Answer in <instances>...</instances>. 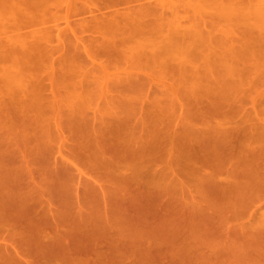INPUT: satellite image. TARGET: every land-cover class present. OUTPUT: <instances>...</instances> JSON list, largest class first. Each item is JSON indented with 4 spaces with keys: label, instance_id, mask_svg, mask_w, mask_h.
<instances>
[{
    "label": "rangeland",
    "instance_id": "374dc122",
    "mask_svg": "<svg viewBox=\"0 0 264 264\" xmlns=\"http://www.w3.org/2000/svg\"><path fill=\"white\" fill-rule=\"evenodd\" d=\"M85 1L88 2L89 0ZM234 1L130 0L127 4L110 6V8L112 7L111 9L101 6L104 8H101L103 10H100L101 12H107L108 14L115 12V21H121V18L124 17L123 13L127 12L128 9H132L134 13L132 14V11L129 10L127 14L134 18L140 17L141 14L145 17L144 19L147 21V62H137L135 65V62L128 64H125V62L124 64L122 62V64L120 62H103L104 64H113V67L116 66L114 69L108 65L107 70L111 69L110 73L106 71L107 67H105L104 71L108 73L107 75L110 74L109 77H106L104 72H101L103 74L100 73L104 68H101L100 63L90 62L92 65H87V61L90 60L85 59V57L84 59L87 61H83L85 62L84 64L79 62L81 66L74 62L75 65L71 67V62L68 65L73 69L67 66V69L70 68L68 69L70 72H68L65 70V66V69L63 68L61 72L62 69L59 68L60 65L58 66V64H61L62 67V63L55 56L54 59H58V63H56L57 61L55 62L57 64V66L55 64V67H57H54L55 70L59 68L57 71L61 73L66 71L64 75H67V72L69 73L68 77L66 76L68 79L65 80L66 82L68 81L67 85L69 82L73 84L71 83V78L75 77L73 70H76L79 77L81 75L82 80H84L81 81V77L79 78L77 74L76 77L80 80L76 77L74 78L77 83L81 84L80 87L83 88L82 85H84L86 89L84 90L86 91L85 93L81 88L78 91L79 96L83 97L85 95L87 97L85 102L88 100L91 102H88L87 105L90 106L87 108L81 107L86 110L85 114L82 113L83 116H80L81 113L78 114V112H83L79 106L80 109L77 110L78 104L75 105L76 107L74 106L75 109L71 106L75 101L73 98L75 96V99L78 98V93L71 94L74 97L69 99L71 96L69 93H65L68 91H64L69 101L74 100L71 104L67 102L68 100L63 96L64 94L62 95L57 91V94L53 95L56 102H53L52 98L47 101L37 100L39 105H45L46 108L57 106L58 103L57 108L56 106H54L55 108L51 107L52 110L50 108V110L46 109L45 106H43L44 108L41 107L46 109L47 112L50 111L49 113L44 112L45 110L43 111L39 108V105L36 109L39 108L40 112L28 109L31 114H27L26 109H24L26 112L18 109L20 108L19 105L17 106L18 108L15 106L19 112L17 109V111H14L15 107L9 104L11 99L8 100L7 110L12 107L13 111L11 113L13 112L15 117L17 116L16 113H19V115L22 114L21 119L24 118L26 120L29 117L28 119L30 120L27 119L26 123L24 122L25 124L21 125L24 120L20 121V123L15 118L14 121L12 114L8 115L10 113L8 110L9 112L7 111L2 115L11 116L13 119L7 117L9 122L11 119L12 121L10 126L9 123H6L7 126L4 131V127L1 125L5 126V123L2 122H6L3 121L6 116L3 119L1 118L2 115H0L2 119L0 121L2 123L0 125L2 129V131L0 130V143H2L0 145V160L7 158L9 155L10 157L13 156L11 155L13 152L9 151H13L16 148L14 145V149L9 146L14 141L17 143V151L23 145L27 150L24 148V153L23 147L20 153H16L15 150L14 152L18 155V158L13 156V158H16V160L15 158L13 160H15V163L16 161L18 162L15 164L8 161L9 164H7L6 159H4L2 162L0 161V167L2 168L0 169L4 171L3 169L7 166L8 172L9 168L12 169L15 166L16 170L18 167L24 168L23 170L28 173L27 176L31 172L29 177L33 176V181L36 184L40 178L42 180L45 179V184H53L60 191L59 194L62 200L65 201L63 203L59 202L60 200L56 199L57 193L54 194L50 192L49 188H46L48 184L45 185L46 187L41 186V182L39 185H33L43 187V189L40 187L41 193L38 189V195L44 197V194L46 196L52 193L55 196V200L59 202H51L53 196L51 200H48L50 195L46 196L47 198L44 197V199H47L45 202L44 199H41L42 197L39 199L41 203H45L43 204L45 207L42 206L45 211H49L52 208L51 212L57 215L54 216L52 214L55 222L52 220L50 222L55 223L54 227L58 229L54 231L53 224L48 226L49 224L47 223L46 232L43 231L45 225L42 226L41 230L38 228L39 226H32L31 228L35 229L34 232L39 234V237L40 235L45 237L50 232L51 234L49 233V235L52 239L58 236L55 239L61 241L59 239L60 232L63 235L65 231L67 240H65V236H61L65 237L66 246L68 243V247L71 245L73 248H77L79 245L80 249H84V251L85 247L88 246L86 254L92 252L89 247L93 248L94 246L93 250L96 253L98 248V253L102 254V260L100 259V254L97 257L96 255H86L82 253L84 252L83 250L82 252L79 251V248L77 252L72 251L75 252V254L73 253L75 255H73L75 257L73 259V257L71 258L72 254H70L72 253L70 252L72 247H69L71 250L67 247L72 260L75 261L77 256H79L78 258H83L82 263L86 259L88 260L86 264H92L94 261L98 264H264V192L262 193L260 191L261 188L257 187L259 191L257 188L256 190L260 194L257 192V194H253L255 192L251 184L253 178L249 177L250 174H253V167H257V169L259 168L258 171L256 168V171L254 169V173L257 172L255 175L257 181H260V183L264 182V165L261 164L264 161V0ZM239 2L241 3L238 5ZM63 7L62 5L61 9ZM51 8L53 11L57 8V10L60 9L59 7L55 8V6V9ZM52 10L50 14L54 15L55 12H52ZM64 10H61L62 14L64 12L65 14L63 16L59 15V20L55 18L57 21L54 22L50 19L49 25L47 24L46 26L50 28L51 32L56 33L57 31V33H60L65 31L67 32L66 34L71 36L69 34V32L71 33L70 30L73 29L71 26L73 25L74 28L77 26L75 22L72 25L70 24V27L67 26L69 21L67 16L71 11L68 8ZM66 10H68L67 14ZM100 11L99 15H102ZM127 14L125 13V15ZM89 15L88 13L86 18ZM76 16L72 13L73 21H77L80 18H76ZM134 21L138 23L141 19H135ZM51 26H53V30ZM64 33L62 35L59 34L60 37L59 35H52V37L54 36L52 45L54 44L55 46V42L63 38ZM82 35L84 38L85 34ZM77 37H80V34ZM65 40L67 41H63L62 44L67 46L75 41V39L73 41L68 40V38H65ZM75 43L78 42L76 41ZM57 44L56 46L58 47ZM62 44H59V46L64 47ZM56 53L55 55L59 54ZM58 57L60 58V56ZM212 62L215 63L213 64ZM93 63L95 65L98 64L101 70L99 71L98 65L95 66ZM148 63L150 64L148 65ZM208 63L211 64L208 65ZM76 66L79 67L76 68ZM179 66L182 67L180 70ZM228 67L229 69H227ZM182 69H184L183 72L181 71ZM192 69L195 72L190 77L188 75H191ZM180 71L183 73L182 75ZM112 73L114 76H112ZM201 73L204 77H201ZM224 73L227 74L225 75ZM127 74L129 75L127 76ZM205 74L209 75L208 79L210 81ZM123 75H126V77ZM179 76L184 77L180 78ZM176 77L181 82L179 81L178 83V80H175ZM185 77L188 78L186 79ZM192 77L195 78L194 81ZM110 78L114 82L109 85L116 88H113L114 92L113 90L110 91V93L112 92L111 94L107 90L110 86H106L108 82H111ZM120 80H123L122 83L120 82V85L123 86L119 85L117 88L116 84ZM104 85L105 88L103 89ZM59 88L58 91L60 90ZM81 90L84 95L83 93L80 94ZM60 91H63V87ZM45 94L49 96V92H45ZM112 94L114 96L113 108L108 105L110 104L108 98L111 100ZM59 95L61 98H59ZM20 96L18 95V97ZM62 96L67 101L63 100ZM80 98H78V102L82 100ZM58 99L63 100L65 104ZM50 102L54 104H50V106ZM75 102L77 103V101ZM82 102L80 101L79 103L82 104ZM56 110H58V113H56ZM106 111L110 113V116L109 113L106 114ZM113 111L115 116L112 115L114 114L112 113ZM54 112L55 114H53ZM116 113L119 114L116 115ZM33 114L37 115H34L35 118H38L37 120L33 118ZM52 114L58 116L54 117ZM47 115L52 116L53 120ZM224 116L228 120H224L226 118ZM82 118L88 120L86 124ZM34 119L40 122L36 124V122L32 121ZM59 119H63V122L60 123L61 125L59 124L61 128L56 124L61 122ZM54 120L56 122H53ZM41 121H45L44 123L46 124H43V122L41 124ZM18 122L20 126L17 125ZM39 124L41 125L40 127ZM52 124L55 128L51 126ZM37 125L39 131L34 129V126L37 127ZM42 125H49V128H54L55 133L51 129L53 134L51 136L53 137H49L50 140L43 137L46 133L44 130L47 128L46 130L48 131V127L44 126V128ZM30 126L33 128H30ZM42 127L44 130L40 129ZM20 128L26 130L24 131ZM21 130H23L22 133H20ZM40 131L44 132L43 135ZM33 132L36 134L35 136L39 137L40 141L33 134L35 137L33 139L36 143L39 142L40 150L42 148L45 149L48 145L51 147H48L52 152H50L49 156L47 153V158H45L46 155L40 158V153L38 156L34 154L38 146L34 144V141H28L29 144L25 141L26 139L30 140L28 139L29 137H33L31 136ZM47 134L49 133L47 132ZM1 136L4 138L3 140ZM94 137L95 140L99 141L98 143L94 141ZM9 138V141L5 140ZM46 140H48L47 143ZM1 141H8V145H4L8 146V152L3 146L4 142ZM28 146H30L29 149L27 148ZM31 146H34V148ZM39 146L37 147L38 150ZM261 146L262 153L259 156L258 153L261 151L257 153L256 151ZM30 148H33L34 151L33 149L30 150ZM119 148L120 150H117ZM43 151L46 154V150ZM80 152L82 154L88 153L91 157L87 158L86 155L81 158V156H77ZM251 152H255L257 156L254 154L253 156L250 154ZM29 153L30 155L32 154L31 156L35 155L37 157L32 160L33 158L29 156ZM112 157L115 160H111ZM254 157H259L260 161L257 158V162L261 166H258ZM253 159H255L254 161L257 165ZM107 163H110V165ZM113 165L116 166H114L117 168L116 171H114V168L112 169ZM108 166L112 169V172H107ZM231 169L235 171H231ZM18 170L20 172V169ZM23 170L21 178H24ZM229 171L230 175L228 174ZM243 171H246L244 172L246 173L245 175ZM250 171L251 173L249 174ZM4 173L6 175V172ZM107 173L114 174L110 176ZM11 174L13 173L11 172ZM11 174L8 175L14 178ZM232 174L233 176H231ZM10 176L8 177L9 179ZM16 176L18 177L19 175ZM244 177L245 179H243ZM19 180L20 178L17 182H20ZM28 180L31 181H28L30 185L34 183L31 179L28 178ZM22 181L20 183L23 184ZM257 181L253 184H257ZM5 182L2 183L5 184ZM244 182L247 184L246 186ZM22 184L20 187L23 186ZM10 185L11 189L17 186L15 184V186L13 185L14 187H12V184ZM10 185L8 186L9 188ZM33 186H29L30 190ZM54 186L52 187L56 191ZM239 188L243 189L240 190ZM30 190L27 192L28 194L23 191V194L30 195L32 199H36L38 191L35 193V190ZM45 190L48 192H45ZM3 191L4 193L2 192V194H7L6 196L4 195L6 201L10 198L8 195L12 196L15 190L13 192L10 191L13 194L7 193V190ZM21 192H17L18 195L15 196L20 197L19 193ZM28 196L26 197L28 198ZM60 197L58 196V198ZM0 198L2 199L1 196ZM25 199H23V202ZM32 199H29L31 206L34 202L31 201ZM15 200L17 199H11L12 202H15ZM37 200L38 198L35 200L36 203L40 204V201ZM3 201H0V204H4L5 201ZM20 203L15 204L20 207ZM46 203L48 206L50 204L51 208H46ZM39 204L38 206L41 209L42 207ZM23 205L27 206L28 201ZM31 206L28 205L27 207L30 209ZM38 206L36 207L35 205L34 207L33 205V209H37ZM21 207L23 210L24 207ZM24 209L27 211L26 208ZM41 211L43 212L41 209L39 213ZM30 212H33L30 215L34 216L33 219H36L35 222L39 221L40 225L41 220H45L44 214H48V217L51 214V212L47 214L41 212V216L43 214L44 217L39 219L38 213L35 214L36 212L34 213L32 210ZM10 213H13V211H10ZM26 214L23 213V215L19 216L25 221ZM31 216L26 217L27 220L25 222L21 220L20 233L24 231V234L25 230L28 231L29 228L23 227L22 229V226H26L25 224L31 221ZM56 220L59 222L56 223ZM27 221L29 222L26 223ZM32 221L30 222L31 225H35L36 223H32ZM59 223L64 226L59 227ZM234 231L236 232L234 233ZM26 233L25 235L29 231ZM52 233H55V236L52 237ZM49 235L44 240L52 241ZM40 239L42 240L43 237H40ZM58 240L57 242H59ZM49 243L51 244V242ZM62 244L63 242L60 243V245ZM56 245L58 246V244ZM51 246H54L53 243ZM90 256L92 259L96 258V260L91 262ZM56 258L59 259L58 257ZM59 260L58 262L55 260L53 263L60 264Z\"/></svg>",
    "mask_w": 264,
    "mask_h": 264
},
{
    "label": "bare ground",
    "instance_id": "6f19581e",
    "mask_svg": "<svg viewBox=\"0 0 264 264\" xmlns=\"http://www.w3.org/2000/svg\"><path fill=\"white\" fill-rule=\"evenodd\" d=\"M83 0H0V115H2V114H4V113H6L8 110L10 111V113L8 114V115H10V114H12V117L14 118H12L11 116H9V117H11L14 121H15V118L17 119V120H19V122L21 121L22 122V120H24V118L23 119H21V117H22V114H20L19 115V113H16L17 114V116H19V117H15L14 115V113L12 112L11 113V111H13V109H12V107H10V106H18L19 105V107L20 108H18L19 110H23L24 112H26L24 109H26L27 110V114L28 113H30L29 111H28V109H33V110H36L37 112H40L38 109L39 108H44L43 106H45V105H43V106H41V105H39L38 104V101H39V99L40 100H43V101H47L48 99H50L51 100V98H52V100H53V102H56V100L54 99V94L56 93V91L57 92H60L62 95L64 94V91H68V92H65V93H69V95L71 96V98H69V99H72L74 96H72L71 94H77V96H78V98H80V99H82L83 100V102H82V100H80L81 102H82V104L81 103H79L78 102V98L77 99H75V97L73 98L75 101H77V103L74 101V100H71V101H69V99H67L66 98V95L64 94L63 96L68 100H66V99H64L63 98V96H62V98H63V100H65V101H67L68 103H70L71 104V102L72 101H74V103L73 104H71V106L75 109V105L76 104H78L77 105V110H79L81 107H84V108H87L88 106H90V105H87L88 104V102H90L89 100L88 101H86L85 102V99L87 98V97H85V95H84V92L86 93V91H84V90H86L85 88H84V85H82L83 86V88L82 87H80V83H77L75 80H74V78L76 77V74H77V76L79 77V74L77 73V71L76 70H73L74 72V76L75 77H73V78H71V83H73V84H70V82H69V84L67 85V82L65 81L66 79H68L67 77V75L69 74L68 72H70V70L68 71V69H70L71 67H73V65H75V64H77V65H80L81 66V64H84L85 62H83V61H87L88 59L90 60V61H87L88 62V64L87 65H89V64H91L92 65V63H90V62H94V63H100L99 65H101V68L102 67H104L102 70L103 71H100L101 70V68L99 67V65L98 64H94L93 63V65H95V66H97V67H99V71H100V73L101 72H104L105 73V75H106V77L108 76L109 77V75H107L108 73L107 72H105L104 70H105V67H107L106 68V71H110L111 69H109V70H107L108 69V67L110 66L111 68H114L115 69V67H113L112 65H109V63H106L107 64V66H106V64H104L103 62H122L123 64H124V62H125V64L127 63H134V65L137 63V62H147V21H146V19H144L145 17L144 16H142V14H141V16L140 17H137V18H134L133 16H131V15H128L127 14V12L130 10V9H128V11L127 12H125V11H123V12H125L127 15H125V13H123L124 14V17L123 18H121V21H115V19H114V13L115 12H111L110 14H108L107 12H105L106 13V15H105V13L104 12H101V11H103V10H101V8L102 7H104V6H106V7H104V8H110V6H116V4H127V3H129V1L130 0H87L88 2H86L85 0V2L83 1ZM234 1V0H233ZM240 1V0H239ZM236 4H237V2L236 1H234ZM241 2H239L238 3V5L240 4ZM64 6L63 7V9H61V6L62 5ZM61 5V6H60ZM65 5H66V8H68V10L69 11H71V12H69V14H68V19H69V21H68V27H70L71 25H72V23L73 22H75V24H76V26L77 27H73V25L71 26V28H73V29H71L70 31H71V33L69 32V34H71V36L72 37H74V38H72L70 35H68V34H66L67 32H58L57 33V31H56V33H57V35H59V34H63L64 33V36H63V38H61L60 40H62V42L63 41H67V40H65V38H68V40L70 39V40H73L74 41V39H75V41H74V43L72 44V43H70L68 46L67 45H65V44H62V42H60V40H58L57 42H55L57 45H58V47L56 46V44H55V46H54V44L52 45V40H53V38H54V36L52 37V35H56V33L55 32H51L50 31V28H48V26H46L47 24L49 25V23H50V19H52V21H57L56 19H58L59 20V15L60 16H63V14H65V12L62 14V11L61 10H63V11H65L64 9H66L65 8ZM54 6H55V8H57V7H59L60 9V12H59V10H57V9H55L54 8ZM102 6V7H101ZM51 7H53L55 10L53 11L52 10V8ZM236 7V6H235ZM104 8H102V9H104ZM108 8V9H109ZM112 8V7H111ZM110 8V9H111ZM52 10V12H55V14L53 15L52 13V15L50 14V12H51V10ZM105 9V10H106ZM68 10H66V14L68 13L67 11ZM101 10V11H100ZM239 10H241V9H239ZM99 11H100V13L102 14V15H99ZM130 11H132V9L130 10ZM58 12H59V14H58ZM79 12H80V14H79ZM82 12V13H81ZM83 12H84V14H83ZM97 12V14H95ZM144 12H145V10H144ZM72 13H73V15L74 16H76V18H79L77 21L75 20V21H73V17H72ZM88 13L90 14L87 18H86V15H88ZM129 13V12H128ZM132 14L134 13L133 11L131 12ZM130 13V14H131ZM83 14V15H82ZM104 14V15H103ZM242 14V13H241ZM71 15V16H70ZM83 18H82V17ZM84 16H85V18H84ZM58 17V18H57ZM70 17V18H69ZM56 18V19H55ZM55 19V20H54ZM61 19V18H60ZM66 20H68L67 18H65ZM81 19H82V21H81ZM135 19H137V20H140L141 19V21H139L138 23H135ZM80 20V21H79ZM49 22V23H48ZM77 22V23H76ZM79 22V23H78ZM71 24V25H70ZM53 26H51V28H52ZM56 27V26H55ZM56 29V28H55ZM57 29H58V26H57ZM52 30H53V28H52ZM59 30V29H58ZM55 31V30H54ZM53 33V34H52ZM80 34V37H77V35L78 34ZM87 33V34H86ZM82 34H85V37L84 38H87V39H84L83 38V35ZM56 35V36H57ZM66 35V36H65ZM59 37H60V35H59ZM65 37V38H64ZM80 42V44H78V43H75V42ZM70 42V41H69ZM53 43H54V41H53ZM59 44L61 45H64V47L63 46H59ZM81 45V46H80ZM68 47V49H67V47ZM64 48V49H63ZM60 49V50H59ZM58 50H59V52H58ZM64 50V51H63ZM56 51H57V53H59L58 55H55V53H56ZM56 53V54H57ZM62 54V55H61ZM56 56V58H58V59H60V63H62V67H61V64H58V66H59V68L60 69H62L61 70V72L63 71V68L65 69V66H66V71H68L66 74L67 75H64L65 74V72L64 73H61L60 71V73L57 71V70H59V68L57 69V70H55V68H57V67H55V64L56 63H58V59L57 60H55L54 59V57ZM58 56H60V58L58 57ZM84 57H85V59L87 58V60H85L84 59ZM84 59V60H83ZM103 59V60H102ZM57 61V62H56ZM56 62V63H55ZM67 62V63H66ZM71 62H72V64H71ZM74 62H75V64H74ZM79 62H81V64H79ZM83 62V63H82ZM68 63L69 64H71L70 66L68 65ZM104 65H103V64ZM119 63V64H120ZM121 63V64H122ZM154 63V62H153ZM187 63H189V62H187ZM206 63V62H205ZM213 64L215 63V62H212ZM224 63V62H223ZM231 63V62H230ZM261 63V62H260ZM67 64V65H66ZM150 63H148V65H149ZM155 64V63H154ZM182 64V63H181ZM185 64V63H184ZM209 64H211V63H208V65ZM259 64V63H258ZM257 64V65H258ZM109 65V66H108ZM139 65V64H138ZM151 65H153L152 63H151ZM180 65V64H179ZM186 65V64H185ZM56 66H57V64H56ZM67 66L68 67H70V68H68L67 69ZM130 66V65H129ZM140 66V65H139ZM211 66V65H210ZM209 66V67H210ZM228 66V65H227ZM233 66V65H232ZM231 66V67H232ZM55 67V68H54ZM79 66H76V68H78ZM180 67V66H179ZM178 67V68H179ZM193 67V66H192ZM191 67V68H192ZM234 67V66H233ZM126 68H128V67H126ZM130 68V67H129ZM134 68V67H133ZM140 68V67H139ZM182 67H180L179 68V70L181 69ZM184 68V67H183ZM186 68V67H185ZM194 68V67H193ZM71 69H73V68H71ZM227 69H229V67L227 68ZM257 69V68H256ZM132 70V69H131ZM196 70V69H195ZM223 70V69H222ZM222 70H221V72H222ZM58 73H57V72ZM114 71V70H113ZM113 71H111V72H113ZM182 72L184 71V69H182L181 70ZM180 71V73H181V75L183 74L182 72ZM187 71V70H186ZM225 71V70H224ZM234 71V70H233ZM195 71H193V69H192V73H191V75H188V76H193V73H194ZM226 72V71H225ZM110 73V72H109ZM179 73V72H178ZM219 73V72H218ZM101 74H103V73H101ZM188 74V73H187ZM202 74V73H201ZM208 74H209V72H208ZM213 74V73H212ZM223 74V73H222ZM225 74V73H224ZM227 74V73H226ZM225 74V75H226ZM129 74H127V76H128ZM205 75H207V74H205ZM67 76V77H66ZM112 76H114L113 75V73H112ZM120 76V75H119ZM124 76V75H123ZM204 77V75L202 74L201 75V77ZM208 76L209 75H207V79H208ZM211 76H213V75H211ZM78 77H76L77 79H78ZM80 77H81V81H84V80H82L83 78H82V76L80 75ZM79 77V78H80ZM105 77V78H106ZM122 77V76H121ZM124 77H126V75L124 76ZM180 77V76H179ZM182 78L184 77V76H181ZM180 77V78H181ZM189 77V78H190ZM103 78V77H102ZM112 78V77H111ZM111 78H110V80H111ZM186 79L188 78V77H185ZM193 79V81L195 80V78L194 77H192ZM198 78V77H197ZM196 78V79H197ZM205 78H206V76H205ZM210 78V77H209ZM191 79V78H190ZM78 80H80V79H78ZM103 80V79H102ZM107 80H109V79H107ZM175 80H178L177 79V77L175 78ZM192 80H190V81H192ZM209 80V79H208ZM95 81V80H94ZM97 81V80H96ZM104 81V80H103ZM122 81L123 80H120V81H118V83L116 84V87L117 86H119L120 85V82L122 83ZM179 81H180V79L178 80V83H179ZM192 81V82H193ZM206 81V80H205ZM210 81V80H209ZM76 82V83H75ZM88 82V81H87ZM114 82V80H111V82L109 83L108 82V85H106L107 87H109V89L107 88V90L109 91H107L106 89V91L108 92V93H110V91H112L113 90V88H115L114 86H111L112 85V83ZM175 82H177V81H175ZM181 82V81H180ZM191 83V82H190ZM89 84V83H88ZM103 84V83H102ZM105 84H107V83H105ZM109 84H111V85H109ZM70 85V86H69ZM90 85V84H89ZM204 85H205V83H204ZM207 85V84H206ZM121 87L123 86V85H120ZM208 86V85H207ZM59 87H61V88H59ZM62 87H63V91H60L61 89H62ZM111 87H112V89H111ZM209 87V86H208ZM58 88L60 89L59 91H58ZM82 88V90L84 91H82V92H80V94L81 93H83V97H85V98H83L82 96H79V90ZM105 88V85L103 86V89ZM118 88V87H117ZM102 89V88H101ZM116 89V88H115ZM119 89H120V87H119ZM118 89V90H119ZM120 90H122V89H120ZM119 90V91H120ZM208 90V89H207ZM104 91V90H103ZM106 91H104V92H106ZM45 92H49V96L48 95H46L45 94ZM63 92V93H62ZM103 92V93H104ZM113 92H114V90H113ZM121 92V91H120ZM60 93H58V94H60ZM112 93V92H111ZM110 93V94H111ZM48 94V93H47ZM57 94V93H56ZM55 94V95H56ZM60 94V95H61ZM73 94V95H74ZM121 94V93H120ZM226 94H227V92H226ZM18 95H21L20 97H18ZM59 95V98H61V96ZM68 95V96H69ZM105 95V94H104ZM111 96V95H110ZM28 97V98H27ZM114 96H113V94H112V97H111V100H110V98H108L109 100H108V102L110 101V104H108V105H110L111 106V108H113V105H112V103L114 102V98H113ZM18 98H20V99H18ZM57 98H58V96H57ZM94 98L96 99V97L94 96ZM9 99H11V102L9 103L10 104V106H8V107H10L8 110H7V102H8V100ZM24 99V100H23ZM38 100V101H37ZM55 100V101H54ZM59 101H62L63 102V100H60V99H58ZM87 100V99H86ZM42 102V101H41ZM64 104H65V102H63ZM91 103V102H90ZM42 104V103H41ZM47 104V103H46ZM50 104H54V103H49V105ZM67 104V103H66ZM81 106H80V105ZM39 105V108H37L36 109V107ZM68 106H69V104H67ZM82 105H84V106H82ZM94 105V104H93ZM48 106V105H47ZM51 106V105H50ZM54 106H56V105H54ZM54 106H51V107H54ZM57 106H58V103H57ZM57 106H56V108H57ZM62 106V105H61ZM68 106H66L67 108H69ZM75 106V107H74ZM80 108H79V107ZM13 107V108H14ZM14 108V111H17L18 109L17 108ZM51 107H49L51 110H52V108ZM65 107V108H66ZM35 108V109H34ZM41 108V109H42ZM45 108H46V106H45ZM48 107L46 108V109H49ZM55 108V107H54ZM84 108H81L82 110H83V112H78V114L79 113H81V115L80 116H83V114H85V111L86 110H84ZM110 108V107H109ZM119 108V107H118ZM11 109V110H10ZM17 109V110H16ZM46 109H42L44 112H47V110ZM49 109V110H50ZM61 109H63V107H61ZM91 109V108H90ZM120 109V108H119ZM19 110H18V112H19ZM21 110V111H22ZM32 110V111H33ZM123 110H124V108H123ZM123 110H121V111H123ZM8 111V112H9ZM35 111V112H36ZM43 111H41V112H43ZM72 111V110H71ZM81 111V110H80ZM50 111H48L47 113H49ZM74 112V111H73ZM73 112H72V114H73ZM105 112V111H104ZM56 113H58V110H56ZM83 113V114H82ZM107 113H109V112H107L106 111V114ZM112 113H114V111L112 112ZM14 114V115H13ZM31 114V113H30ZM37 114H39V113H37ZM44 114V113H43ZM53 114H55V112L53 113ZM52 114V115H53ZM119 113H116V115H118ZM34 115L35 116H37L36 114H33L32 116H33V118H35L34 117ZM50 115V114H49ZM113 116H115V113L114 114H112ZM4 116H6V115H2L1 116V118H3L4 119ZM24 116V115H23ZM25 116H27L26 114H25ZM24 116V117H25ZM30 116V115H29ZM39 116V115H38ZM45 116V115H44ZM54 117L56 116V115H53ZM58 116V115H57ZM56 116V117H57ZM109 116H110V113H109ZM7 117L8 116H6V119H4L3 121H6V122H2V123H5V126L0 122V125L1 126H3L2 128L4 129V131H5V127L7 126L6 125V123L8 124L9 123V126H10V123H11V121H12V119H11V121L9 122L8 120H7ZM8 117V118H9ZM42 117V116H41ZM47 117H49V118H51L50 116H48L47 115ZM210 117V116H209ZM208 117V118H209ZM226 116H224V118H225ZM0 118V121L2 120ZM20 118V119H19ZM29 117H27V119H28ZM53 118V117H52ZM51 118V120H53ZM223 118V119H224ZM25 119H26V117H25ZM26 119V120H27ZM36 120L38 119V118H35ZM35 119L34 120H32V121H34V122H36V124H38L39 122H37V121H35ZM58 119V118H57ZM57 119H55L56 121H57ZM83 119V122L86 124V121H88V120H86L85 118H82ZM227 119V117L224 119V120H226ZM26 120H24L23 122H22V124L21 125H23V123L25 122L26 123ZM28 120H30V119H28ZM53 121V122H56V121ZM63 119H59V121H61V122H59V123H56L57 124V126H60L61 124L60 123H62L63 121H62ZM210 120V119H209ZM208 120V121H209ZM223 120V121H224ZM228 120V119H227ZM8 121V122H7ZM203 121V120H202ZM212 121V120H211ZM18 122V124L17 125H19L20 126V123ZM42 122L43 121H41V124H42ZM45 122V121H44ZM43 122V124H46V123H44ZM47 122V121H46ZM24 123V124H25ZM203 123V122H202ZM226 123V122H225ZM15 124V123H14ZM35 124V123H34ZM33 124V125H34ZM60 124V125H59ZM198 124V123H197ZM13 125V124H12ZM16 125V124H15ZM32 125V126H33ZM88 125V124H87ZM86 125V126H87ZM195 125V124H194ZM224 125V124H223ZM226 125H227V123H226ZM8 126V127H9ZM32 126H30V128H33ZM36 126V125H35ZM34 126V129H37L38 131H39V128H38V125H37V127H35ZM41 125L39 124V127H40ZM43 126V125H42ZM44 126H46V127H48L49 125H44ZM43 126V127H44ZM51 126H53V124L51 125ZM193 126V125H192ZM22 127V126H21ZM24 127V126H23ZM40 128V129H43L44 130V128ZM50 127V126H49ZM48 127V131L46 130L47 128H45V136H43L45 139H49V137L50 138H52L53 136H51V134H52V132H51V129L53 130L54 128H55V126H53L52 128H49ZM59 128H61V126L59 127ZM87 128V127H86ZM20 129H23V128H20ZM190 129H191V127H190ZM0 130L2 131V129H1V127H0ZM24 131L26 130V129H23ZM23 130H21L20 131V133H22V131ZM43 130H41V131H43ZM50 130V131H49ZM192 130V129H191ZM40 131V132H41ZM96 131V130H95ZM47 132L50 134V136H49V134H47ZM246 132V131H245ZM1 133V132H0ZM42 133V135H43V133L44 132H41ZM53 133H55L54 132V130H53ZM33 134H34V136L36 135L34 132L32 133V135L31 136H33ZM3 135H4V133H3ZM41 135V134H40ZM39 135V136H40ZM42 135H41V137H42ZM53 135V134H52ZM60 135V134H59ZM245 135V134H244ZM6 136V135H5ZM29 137L28 139H30V140H25V141H34V144L37 146L38 145V143H36V141L33 139V138H35V137H38V136H35V137ZM56 136H57V133H56ZM230 136V135H229ZM2 137V136H1ZM6 138V137H5ZM60 138V137H59ZM258 138H259V136H258ZM257 138V139H258ZM4 138L2 137V140H3ZM32 139V140H31ZM37 140H39V137L38 138H36ZM45 139H44V141H45ZM97 139V138H96ZM5 140H10V138L9 139H5ZM42 140V139H41ZM50 140V139H49ZM8 141H1V142H4V144H3V146L6 144V145H8L7 143H8ZM18 141V140H17ZM24 141V142H25ZM40 141V140H39ZM47 141L48 140H46V143H47ZM94 141H96V143H98L99 141L98 140H95V137H94ZM24 142H22V143H24ZM27 142H26V144H27ZM19 143H21L20 141H19ZM31 143V142H30ZM2 143H0V145H1ZM25 144V145H26ZM28 144H29V142H28ZM33 144V143H32ZM15 146V148L17 149V147H16V145H17V143H16V141H14V143H12V145H10L9 147L10 148H13L14 149V146ZM19 145V144H18ZM24 146V145H23ZM22 146V147H23ZM39 146V145H38ZM37 146V147H38ZM121 146V145H120ZM232 146V145H231ZM7 147L8 146H4V148H6V152H8L7 151ZM21 147V146H20ZM19 147V148H20ZM21 147V148H22ZM29 147L30 146H28L27 148L29 149ZM31 147H33L34 148V146H31ZM37 147H36V151H34V149L33 148H30V150L31 149H33V151H34V154L35 155H37L38 156V154H39V157L41 158V157H45V155H46V157L45 158H47V153H48V156L51 154L50 152H52V150L50 149L51 147L48 145L45 149H43L42 147V149L40 150V146H39V150L37 149ZM48 147H50V148H48ZM114 147V146H113ZM3 148V147H2ZM21 148H20V150H21ZM25 147H23V149H24ZM103 148V147H102ZM112 148V147H111ZM115 148V147H114ZM257 148V147H256ZM16 149H14L13 151H9V152H13V153H11V155H13V156H17V158H18V155L17 154H15V150ZM22 149V150H23ZM26 149V148H25ZM25 149H24V151H23V153L25 152ZM104 149V148H103ZM231 149V148H230ZM261 149H262V146H261V148L260 149H258L257 151H256V153L259 151H261ZM12 150V149H11ZM20 150H16V153L18 152V153H20ZM27 150V149H26ZM37 150H38V152H37ZM43 150H46L45 152H46V154L44 153V151ZM102 150V149H101ZM110 150V149H109ZM112 150V149H111ZM117 150H120V148L119 149H117ZM263 150H264V148H263ZM33 151H32V153H33ZM43 153H42V152ZM49 151V152H48ZM100 151V150H99ZM114 151V150H113ZM253 151V150H252ZM1 152H3V151H1ZM29 152H31V151H29ZM119 152V151H118ZM81 153V152H80ZM80 153H78L77 154V156H81V158H84V156H86L87 158H90L91 157V155H89L88 153H86V154H80ZM116 153V152H115ZM262 153V151L260 152V153H258V155L260 156V154ZM33 154V155H34ZM43 154V155H42ZM80 154V155H79ZM100 154V153H99ZM112 154V153H111ZM250 154H254L255 155V152L253 153V152H251ZM32 155V154H31ZM30 155V153H29V156H31ZM31 156L30 158L32 159V160H34V158L35 157H37V156ZM41 155V156H40ZM116 155V154H115ZM251 155V156H252ZM253 155V156H254ZM13 156H11L10 157V155L9 156H7V158H4V159H6V161H7V164H9V163H15V160H16V158H15V160H13L14 158H13ZM255 156H257V155H255ZM38 157V158H39ZM97 157V156H96ZM3 158V157H2ZM98 158V157H97ZM253 158V157H252ZM252 158H250V159H252ZM254 158H256V160L255 159H253V161L255 160L256 162H257V158L259 159V157H254ZM4 159H2V160H4ZM9 159V160H8ZM11 159V160H10ZM114 158L112 157V159L111 160H113ZM117 159V158H116ZM2 160H0L1 162H2ZM18 160V159H17ZM31 160V161H32ZM111 160H110V162H111ZM115 160V159H114ZM6 161H5V163H6ZM8 161H9V163H8ZM14 161V162H13ZM252 161V160H251ZM254 161V162H255ZM259 161H260V159H259ZM262 161V160H261ZM1 162H0V164H1ZM18 161H16V163H17ZM116 162V161H115ZM114 162V163H115ZM250 162V161H249ZM248 162V163H249ZM255 162V164L257 165V163ZM4 163V164H5ZM15 163V164H16ZM264 163V161L261 163L262 165H264L263 164ZM108 164V163H107ZM115 164H117V163H115ZM249 164H251V163H249ZM253 164V163H252ZM254 164V165H255ZM108 165H110V163L108 164ZM6 166V165H5ZM112 166V165H111ZM115 165H113V167H112V169L114 168V171H116V169L117 168H115L114 167ZM222 167H223V165H221ZM258 166H261L259 163H258ZM109 167V166H108ZM219 167V166H218ZM225 167V166H224ZM1 168V167H0ZM7 166L5 167V169H3L4 171H2L1 169H0V196L2 197V199L0 198V201L2 202V200H4L5 201V196L7 195L6 193L5 194H2V192L4 193V191L3 190H7L8 191V189H10L8 192L7 191H5V192H7V193H10V194H13L12 196L11 195H8L10 198H8V200H6L5 201V203L3 204V208L1 207L2 206V204H0V264H51V263H53V261H57L58 262V260L60 261V264H86V263H88V260L86 259L83 263H82V259H80V258H78L79 256H77V259H78V261H77V259L75 260V261H77V262H75L74 260H72L71 258L73 257V259L75 258L74 256V254H75V252H72V251H76L77 252V249L79 250V251H81L82 252V250L84 251V249H80L81 247L78 245V247L76 248V247H72L71 245L68 247V245H69V243H68V245L66 246V244H67V242L65 241V240H67V237H66V232L64 231V233H65V235H64V233H63V235H62V232H60L61 234H60V236L62 235V236H65L64 238H65V240H64V238L62 239L60 236H59V239L61 240V241H59L58 239V241L60 242V243H62L63 242V244L62 245H60V243L59 242H57V240L55 239V237L57 238L58 236H55V233H52L53 235H51L52 237L53 236H55L54 237V239H52L51 237H50V235H49V233H48V235H49V237H50V239L52 240V241H47V240H44V239H46L47 238V234L45 235V237H44V235H40V237H43V239L41 240L40 239V237H39V234H36L34 231H35V229H32L31 227L32 226H39L38 228H40V230L43 228L42 226H44L45 225V227H44V232H46L45 230V228H47L46 226H47V224H49L48 226H51L52 224V226L54 227V225H55V223H53V222H55V220L53 221V219H54V216L56 215V214H54V212H51L52 211V208H51V205L49 204V206H48V201H47V206H46V208H51V209H49V211L48 210H46V211H48L49 213L51 212V214H50V216L48 217V212H46L45 211V209L43 208V207H45L43 204H45V203H41V200H39L41 197V199H44V197H46V196H48V195H50V198H48V200L50 199L51 200V197L53 196V194L52 193H57V195L60 197V191H58L56 188H55V186L53 185V184H50V183H47V184H45V179H43L42 180V178H40V180H39V182H37V184L39 185V183L41 182L42 183V185L41 186H43V187H46L45 185H47V187L46 188H49V190H50V192H52L51 194L49 193L48 195H46L45 196V194H44V197L43 196H41V195H38L39 194V191H38V189L40 190V193L42 192V190H41V188L43 189V187H41V186H33L34 184L35 185H37L36 183H35V181H33L34 179V177L33 176H31V178L29 177L30 175H31V172H29V176H27L28 175V173H26L25 172V170H23L24 168H17V170H16V166L15 167H13V168H15V169H11V168H9L10 170L9 171H11L13 174H11V172H7ZM216 168V167H215ZM254 169L256 168L257 169V167H253ZM18 169H20V172H19V170ZM111 168L109 167V169L107 170V172H109V171H111L112 172V169L110 170ZM254 169H253V174H250L251 173V171L249 172V174L250 175H253V176H250L249 175V177L252 179V181H251V184H252V187L255 189V192L253 193V194H257V193H259L260 194V192H258L259 191V189L257 188V187H259V188H261L260 189V191L263 193L264 192V189H262V188H264V182H261L260 183V181H257V177L255 176L256 174H257V172L256 173H254L255 171H256V169H255V171H254ZM259 169V168H258ZM258 169H257V171H258ZM6 170V171H5ZM22 170H23V176H24V178H21L22 177ZM228 170H229V168H228ZM233 169H231V171H232ZM113 171V172H114ZM226 171V170H225ZM233 171H235V170H233ZM4 172H6V175H5V173ZM14 172H16V173H14ZM25 172V173H24ZM244 172H246V171H243V173ZM4 173V174H3ZM19 173V174H18ZM231 173H233V172H231ZM236 173V172H235ZM8 174H11V175H13V177L15 178V179H19L20 178V182L24 179V181H22L23 182V184L22 183H20V182H17L18 181V179L17 180H15L14 178H12L10 175H8ZM110 173H107V175H109ZM114 173H111L110 174V176L111 175H113ZM229 175H230V171H229V173H228ZM234 174V173H233ZM233 174L231 175V176H233ZM246 173H244V175H245ZM264 174V173H263ZM2 175H4V176H2ZM16 175H19L18 177L16 176ZM26 175V176H25ZM248 175V174H247ZM246 175V176H247ZM10 176V179L8 178ZM256 178H255V177ZM6 177H7V179H6ZM17 177V178H16ZM29 179H31L33 182V184L32 185H30V183L29 182H31V181H29L28 180V178ZM33 177V178H32ZM261 177V176H260ZM264 177V176H263ZM235 178V177H234ZM238 178H240V177H238ZM237 178V179H238ZM255 178V179H254ZM2 179H6V180H2ZM12 179V180H11ZM243 179H245V177L243 178ZM8 180V181H7ZM10 180V181H9ZM16 181L14 184L15 185H19L18 187L17 186H15L14 184H13V182L14 181ZM27 180V181H26ZM254 180H256L257 181V184H256V186H255V184H253L254 182H256V181H254ZM261 180V179H260ZM6 181V182H5ZM29 181V182H28ZM43 181H44V184H43ZM254 181V182H253ZM2 182H5V184L4 183H2ZM8 182V183H7ZM11 182V183H10ZM29 183V185H28V183ZM229 182V181H228ZM20 183V184H19ZM24 183H25V185H26V183H27V185L25 186L24 185ZM231 183V182H230ZM249 183H250V180H249ZM258 183H259V185H258ZM10 184H12V187H14V189L12 190L11 189V185H10V188L8 187ZM21 184L23 185L22 187H20L21 186ZM234 184V183H233ZM243 184V183H242ZM244 184H245V182H244ZM250 184V185H251ZM14 185V186H13ZM50 185H52V186H54V188L56 189V191H54V189H53V187H52V191H51V187H50ZM247 184H245V186H246ZM2 186H4L3 188H2ZM5 186H7V187H5ZM24 186H25V188H24ZM30 186H33L32 188H31V190H30V187L28 188V187ZM224 186V185H223ZM27 187V188H26ZM34 187H36L34 190H32ZM41 187V188H40ZM234 187V186H233ZM6 188V189H5ZM24 190H23V189ZM45 188V189H46ZM238 188V187H237ZM256 188H257V190H256ZM21 189V190H20ZM28 189V190H27ZM227 189H229V188H227ZM240 189V188H239ZM241 189H243V188H241ZM240 189V190H241ZM253 189V190H254ZM17 191V192H21L22 193V195H20L21 193H19V196L20 197H17V196H15V195H18V193L17 192H15V191ZM27 190V191H26ZM29 190L30 191H34L35 193H36V191H38L37 192V196L35 197L36 199L38 198V200L40 201V204L39 205H41V209L43 210V214L44 213H46L47 215H45L44 214V216H45V220H43V222H42V220H41V225H40V222H39V224H38V222H35V220L33 219L34 218V216H31L30 214L31 213H33V212H30L31 210L32 211H34V213L35 214H37L38 213V215H39V219H41V217L43 218L44 216H43V214H42V216H41V212L39 213V211L41 210L40 208H39V206H38V204L36 203V199H32L31 197H30V195L28 196V195H25V194H23V191L25 192V193H27V192H29ZM47 190V189H46ZM45 190V192H48V191H46ZM234 190V189H233ZM245 190V189H244ZM244 190H242V191H244ZM263 190V191H262ZM10 191H14L13 193H11ZM257 192V193H256ZM17 193V194H16ZM28 194V193H27ZM30 194H31V192H30ZM4 196V199H3V196ZM23 195H25V197L26 196H28V198L26 197V199H28L27 201H28V205H30L31 206V204H29L30 203V200L29 199H32L31 201H34L33 203H35V204H33L32 202V208L30 207V209H29V207H27V206H24L23 204H25V202L27 203V201H26V199H25V197H23ZM33 195H35L34 193H33ZM22 196V197H21ZM31 196H32V194H31ZM40 196V197H39ZM58 196H56V199L59 201V202H61V203H63V202H65V201H63L62 200V197H60V198H58ZM263 196V195H262ZM12 197V198H11ZM14 197H16V198H14ZM254 197V196H253ZM22 200H21V199ZM47 198V197H46ZM10 199V200H9ZM11 199L12 200H14V199H17L18 200V202H16L17 200H15V202H12L11 201ZM23 199H25V201L23 202ZM37 200V201H38ZM45 200H47V199H44V202H45ZM57 200H55V196H53L52 197V200H51V202L52 201H56L57 203H59ZM62 200V201H61ZM3 201V202H4ZM12 202V204H11V202ZM20 201H22V203H20ZM9 202V203H8ZM50 201H49V203H51ZM8 203V204H7ZM19 204L20 203V205L21 206H23L24 208H26L27 209V211L23 208V210L17 205L16 206V204ZM10 204V205H9ZM235 204V203H234ZM4 205H7V206H4ZM33 205H34V207H35V205H36V207L38 206V208H39V210H38V208L37 209H33ZM8 206H10V207H8ZM14 208H13V207ZM235 206V205H234ZM233 206V207H234ZM19 207L20 208V210H18L17 208ZM231 207V206H230ZM229 207V208H230ZM241 207H244V206H241ZM5 208H7V209H5ZM8 208H10V210H8ZM13 208V209H12ZM30 211H29V210ZM242 209V208H241ZM38 210V211H37ZM10 211H13V213H10ZM18 211V212H17ZM19 211H21V212H19ZM45 211V212H44ZM54 211V210H53ZM237 211V210H236ZM245 211V210H244ZM17 212V213H16ZM19 213V214H18ZM23 213L24 214H26V213H28V214H26V216H25V221L27 220L26 219V217H29V216H31L30 217V219H31V221H32V219H33V221H32V223L34 222V223H36L35 225H31V221L29 222V221H27L26 223H28V224H25L26 226H22V229H23V227H25L26 229H28V231H29V233H28V231L27 230H25V228H24V230H25V233L27 234V235H25V233L23 234V232L24 231H22V233H20L21 231V229H19V227L21 226V214L23 215ZM242 213V212H241ZM18 214V215H17ZM52 214H54V216L52 215ZM20 215V216H19ZM29 215V216H28ZM34 215V214H33ZM37 215V216H38ZM232 215V214H231ZM236 215V214H235ZM36 216V218L38 219V217ZM46 216H47V219H46ZM57 216V215H56ZM61 216V215H60ZM50 217H52L51 219H50ZM64 219H65V217H64ZM230 219V218H229ZM50 220H52L51 222H50ZM22 221H24V220H22ZM24 221V222H25ZM46 221V222H45ZM48 221V222H47ZM57 222L56 223H58L59 221L58 220H56ZM65 222H66V219H65ZM47 223V224H46ZM43 224V225H42ZM60 224V223H59ZM59 227L60 226H64V225H58ZM53 227H51V228H53ZM58 227V228H59ZM21 228V227H20ZM55 228V227H54ZM37 230H39V229H37ZM54 230V229H53ZM58 229H57V227L55 228V230L54 231H57ZM42 231V232H43ZM237 231V230H236ZM236 231H234V233L236 232ZM51 234V233H50ZM233 234V233H232ZM234 235V234H233ZM263 235V234H262ZM264 236V235H263ZM256 237V236H255ZM254 237V238H255ZM53 240H55V241H53ZM63 240V241H62ZM42 241L44 242L43 244H42ZM46 242V243H45ZM49 242H51V244L53 243V245L54 246H51V244L49 243ZM65 242H66V244H65ZM54 243H56V244H58V246L56 245V244H54ZM86 245V244H85ZM58 248L59 246V248L57 249L56 247ZM67 247L71 250L70 252H72V253H70V254H72L71 255V258H70V254H69V249L67 250ZM87 247L88 246H86L85 247V251L84 252H82V253H85L86 254V249H87ZM96 247V246H95ZM84 248V247H83ZM97 248V247H96ZM95 248V249H96ZM92 249V250H91ZM94 249V246H93V248L92 247H89V250H91L92 252H90V253H87V254H89V255H96V257H97V255H99L100 253H98L99 251L96 249V251H97V253L93 250ZM56 250H58V251H56ZM88 250V249H87ZM54 251H56V252H54ZM68 251V252H67ZM74 253V254H73ZM81 253V254H82ZM93 253H95V254H93ZM76 254H78V253H76ZM86 254V255H87ZM74 255V256H73ZM80 255V254H79ZM101 255L102 254H100L99 256H100V259H101ZM55 257H58L59 259H55ZM91 257V256H90ZM90 257H88V258H90ZM95 257V256H94ZM99 258V257H98ZM104 259V258H103ZM81 260V261H80ZM93 260H96V258L94 259H92V257L90 258V261L91 262H93ZM99 260V259H98ZM102 260V259H101ZM97 263V262H96ZM95 263V261H94V263H92V264H96ZM53 264H56V262H54ZM59 264V263H58ZM98 264V263H97Z\"/></svg>",
    "mask_w": 264,
    "mask_h": 264
}]
</instances>
